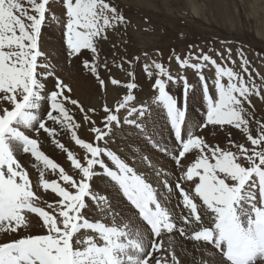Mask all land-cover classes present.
<instances>
[{
	"label": "snow or ice",
	"instance_id": "6c2138e0",
	"mask_svg": "<svg viewBox=\"0 0 264 264\" xmlns=\"http://www.w3.org/2000/svg\"><path fill=\"white\" fill-rule=\"evenodd\" d=\"M50 3L51 0H0V234L18 235L22 230L27 231L32 226V215L39 218L45 230L43 234H26L0 242V264H150L154 259L153 251H160L162 245L156 239L149 244L148 235L161 237L173 230L184 235L189 229L191 239L213 245L227 264H264V123L257 121L259 129L254 136L245 107V102L251 104V95H261L260 89L255 84L250 86L242 74L221 66L207 54L197 57L200 63H191L187 57H175L180 67L195 69L202 84L207 111L206 121L198 127L232 126L241 130L250 142V148L244 144L233 145L238 149L234 152L218 145L210 146L203 137L190 131L185 138L182 130L186 125V107L166 90L167 83L176 78L163 65L154 63L157 72L153 88L158 93L154 103L165 109L179 143L175 162L181 165L189 155L194 157L182 174V180L189 183L174 185L180 204L186 210L177 217L167 203L173 192V186L167 181L163 182L167 195L162 196L142 173L115 152L86 142L77 135L80 124L70 114L65 101L80 106L77 100L64 94L65 90L71 91L68 85L57 78L55 90L45 92L41 77L53 73L39 71L48 67L39 63L44 55L39 41ZM62 4L66 9L63 27L70 56L85 49L96 53V41L105 38L106 29L124 21L107 0H62ZM203 62L215 68V98L201 71L207 67ZM247 64L242 57L244 72H248ZM84 65L97 73L94 63L85 60ZM179 79L187 95L192 86L186 77ZM111 82L120 83L115 79ZM99 83L104 86L102 79ZM126 87L128 94L114 110L104 106L105 128L113 122L118 125L120 118L115 113L128 108L134 100L131 90L136 85L128 83ZM43 101L50 103V109L44 110L42 115ZM80 111H84L83 107ZM146 111V105L131 107L128 116L138 113L143 117ZM84 119L90 121L87 115ZM47 121L66 129L74 143L90 154L85 157L86 164L56 139L58 130L49 127ZM124 123L141 127L128 117H124ZM24 129L47 133L52 143L66 152L72 166L82 174L81 178L76 180L67 174L42 151L38 139L27 135ZM91 131L97 134L94 137L97 141L108 135L98 127H92ZM21 154L33 158L32 167L39 176L37 186L20 163ZM102 154L115 168L105 163ZM97 165L134 207L136 219L117 222L116 217L106 211L109 209L107 198L92 192L89 181L97 174L94 170ZM48 173L58 175V179H47ZM61 181L74 191L62 186ZM36 187L45 192L50 190L59 199L42 201ZM89 198L111 219L86 215ZM176 219L184 226L177 229ZM138 222L146 227L141 228ZM172 259L179 264L174 253ZM156 264L161 261L156 260Z\"/></svg>",
	"mask_w": 264,
	"mask_h": 264
},
{
	"label": "rangeland",
	"instance_id": "374dc122",
	"mask_svg": "<svg viewBox=\"0 0 264 264\" xmlns=\"http://www.w3.org/2000/svg\"><path fill=\"white\" fill-rule=\"evenodd\" d=\"M107 2L117 9V12L124 17V21L123 23L116 22L113 27L106 29L105 38L96 41V53L85 49L75 56L69 55L63 27L66 9L63 7L62 0H51L48 6L49 12L46 13V22L41 31L39 46L44 55L39 58V63L41 65L46 64L48 67H42L39 71L42 73H53V75L46 78L41 77L42 82L45 83V92L49 93L55 90L57 78L71 89L73 75L78 76L79 79L85 83L87 82L86 84L91 87H95L94 91L98 96L97 101L95 96L91 94L87 98L88 102L74 97L71 91L65 90L64 94L77 100L79 106L84 109L81 112L80 107L65 101L70 114L80 124V127L76 129L77 135L86 142L98 144L101 148H107L115 152L127 163L126 156L118 154L110 145V143L114 144L116 142L114 134L118 136L123 134L124 138H128L122 139V142H126L124 146L129 145V147L133 148L132 146L136 145L139 147L137 152L138 160L145 164V174L143 173V175L157 188L160 194L162 191H166L163 186L164 181H167L169 186H173L179 181L181 186L186 185L185 181L182 180V174L194 157L189 155L186 160L182 161L181 165H177L175 156L179 151V143L176 137L174 138V129L169 123L165 109L161 105L154 103V98L158 93L153 88L156 79L155 73L157 72L153 65L154 63H160L176 78L174 81L167 83L166 90L177 99L179 104H183L186 107V125L182 130L185 138L186 133L190 131L203 137L208 145L213 139L221 137L218 146L222 149L235 152L238 149L233 145L239 144H244L250 148L251 144L247 141L245 134L235 127L228 125L223 127L213 125L205 128L198 127V125L206 121L207 111L202 84L197 71L190 67H180L175 57L180 56L181 59L187 57L191 63H200L201 61L197 57L207 54L221 66L231 67L237 73L242 74L250 86L255 84L260 89L261 95H251L249 97L251 104L245 102V107L250 114L248 117L250 130L254 136L257 135L259 129L257 121L264 123V0H107ZM242 57L248 61L246 65L248 72H244ZM85 60L89 61L90 64L94 63L97 65V73H92L89 68L85 67ZM203 63L207 64V67L201 71L208 82L210 94L215 98L216 93L213 86L215 68L209 62ZM149 72L152 74L150 75ZM180 77H186L188 84L192 86L187 95H185L184 84L179 79ZM161 78L166 79V77ZM100 79L104 81L103 87L99 83ZM113 79L120 81V83L113 84L111 82ZM128 83L136 85L131 90L134 100L130 102L128 108L120 109L119 112L115 113L120 118L118 125L113 122L109 128H105L104 124L106 121L104 118L107 113L104 111V106L107 105L114 110L116 104L122 100L124 95L128 94L129 89L126 87ZM141 105L147 106V111L143 117L139 116L138 113L128 116V110L131 107H139ZM46 109H50V103L43 101L42 115ZM90 109L94 111H89ZM190 111L192 112L191 114ZM192 114L193 116H190ZM86 115L90 117V121L84 119ZM124 117L136 120L141 127H137L136 124L124 123ZM190 119L193 120L191 121ZM47 124L49 127L58 130L56 139L62 142L68 150H71L82 163L86 164L85 157L90 154L74 143L71 134L52 121H47ZM162 126L166 127V130H163L164 132L161 131L163 129ZM92 127H98L102 131L107 132L108 135L104 140H94L97 134L91 131ZM24 131L30 137L38 139L42 151L61 165L67 174L72 175L76 180L81 178L82 174L72 166L66 152L53 144L47 133L43 130L39 133L31 129H24ZM165 133L166 135L169 134L168 139L170 141H167L164 136ZM229 141H232L233 144H230ZM169 142H171L170 145ZM143 145L147 149L146 152L155 157H153L154 162L150 159L151 156H148L144 151ZM135 148L131 150L135 152ZM122 150L123 152L125 151L124 149ZM153 150L156 151L155 154H151V152H154ZM127 155L129 156L128 153ZM101 158L104 159L109 167L115 168V165L107 156L102 154ZM164 158L165 161L161 160ZM18 159L28 170L33 185L37 186L39 184V176L32 167L33 158L30 155L21 154ZM171 162L172 164H170ZM241 162L243 163L244 161ZM94 170L97 174L89 181L93 191L96 188L95 185L93 186V182L96 181L95 183H98L100 175L107 182L111 181L115 184L110 177L104 174L103 168L99 165L94 166ZM46 178L49 180L58 179V175L48 173ZM60 183L62 186L74 191L70 185L65 184L63 181ZM35 190L42 201L52 202L59 199L50 190L45 192L38 187ZM94 194L106 195V193L97 192H94ZM165 195H167V191ZM179 201V193L173 186L171 198L167 203L174 209V214L177 217L186 212ZM87 203L90 204L91 201L87 200ZM171 203L173 205H170ZM91 209L96 210V208L88 207L85 214L89 217H104L101 216L103 213L98 214ZM30 220L32 224L30 229L27 231L22 230L18 235L0 234V242H7L26 234H43L45 230L41 226L39 218L32 215ZM175 223L177 229L184 226L180 219H176ZM175 231L180 234L178 230ZM188 234L191 236V229L186 233V235ZM180 236L183 237L184 235L180 234ZM152 239H156L157 243L162 244L161 237L152 236L148 237L149 244ZM194 242L198 243V249L191 250L188 254V259L192 260V263L205 264V250L202 249L204 242L196 240ZM205 245L206 249H209L215 257L218 256L221 261L226 262L225 258L213 245L208 243H205ZM213 251L216 252L214 253ZM196 255L197 258L195 257ZM150 264H156V260L151 259Z\"/></svg>",
	"mask_w": 264,
	"mask_h": 264
},
{
	"label": "bare ground",
	"instance_id": "6f19581e",
	"mask_svg": "<svg viewBox=\"0 0 264 264\" xmlns=\"http://www.w3.org/2000/svg\"><path fill=\"white\" fill-rule=\"evenodd\" d=\"M254 1V0H253ZM257 1V0H256ZM258 5V4H257ZM261 6V5H260ZM260 8V7H259ZM257 16H259L257 14ZM264 19V18H263ZM261 33V32H260ZM46 34V33H45ZM51 37V36H50ZM60 40V39H59ZM46 42V41H45ZM54 43V42H53ZM52 45V44H51ZM61 48V47H60ZM49 51V50H48ZM53 54V53H52ZM75 59V58H74ZM77 61V60H76ZM42 69V68H41ZM70 75V74H69ZM72 76V75H71ZM70 77V76H69ZM73 78L71 79V93L73 94L74 97H77L85 102H88L87 98L92 94V96H95V100L97 101V93L94 91L95 90V87H91L89 84H86L85 82H83V80L79 79L78 76L76 77V75H73L72 76ZM196 96V95H195ZM94 100V101H95ZM194 100V99H193ZM92 101V102H94ZM91 102V101H90ZM198 103V102H197ZM203 103V102H202ZM206 106V105H205ZM74 108V107H73ZM165 111V110H164ZM206 111V110H205ZM166 112V111H165ZM192 112L190 111V114ZM190 116H193L190 115ZM156 117V116H155ZM189 117V116H188ZM190 118V117H189ZM192 118V117H191ZM160 119V118H159ZM162 120V119H161ZM191 121L193 119H190ZM166 121V120H165ZM187 122H189L187 120ZM153 123V122H152ZM170 123V122H169ZM157 124V123H156ZM164 124V122H163ZM167 124V123H166ZM170 125V124H169ZM154 126V125H153ZM158 126V125H157ZM156 126V127H157ZM163 127V126H162ZM166 127H163V130H166L165 129ZM185 128V127H184ZM115 130V129H114ZM118 130V129H117ZM130 130V129H129ZM168 130V129H167ZM160 131V132H161ZM173 131V130H172ZM164 132V131H163ZM167 133V132H166ZM166 133L164 134V136L167 138V141H170L168 139V135H166ZM170 133V132H168ZM183 133V131H182ZM171 134V133H170ZM172 135V134H171ZM163 136V137H164ZM164 137V139H165ZM114 138L116 140V142L113 144V143H110V145L113 147V149H115L114 151L118 152V154H122L124 156H126V161L129 165H131L134 169H136L138 172L140 173H144L145 174V164L141 161L138 160V155H137V152L139 150V147L136 146V145H133L132 147H136L135 148V152L131 149V147H129V145H126L124 146V144L126 142H122V139H128V138H124L123 134H121L120 136L114 134ZM130 138V137H129ZM170 138V136H169ZM175 138V136H174ZM163 139V140H164ZM171 139V138H170ZM219 140H221V137L218 139V138H215L212 140L211 143H209L211 146H215V145H218L219 144ZM167 143V142H166ZM171 142H169V145H170ZM128 144V143H127ZM144 147V151L146 152L147 149L146 147L143 145ZM124 149L125 153L123 152ZM149 150V149H148ZM154 151V150H153ZM156 151L154 152H151V154H155ZM127 153L129 154V156L127 155ZM131 153H134L131 155ZM148 154V156H151L149 155L148 152H146ZM157 155V154H156ZM158 156V155H157ZM154 157V156H153ZM151 156V160L152 162H154V158ZM151 160L149 161L150 164L152 163ZM161 160H164L165 161V158L164 159H161ZM159 160V161H161ZM168 160V159H167ZM170 161V160H169ZM147 163V162H146ZM163 163V161H162ZM167 163V162H166ZM160 164V163H159ZM172 164V162L170 163ZM162 165V164H160ZM167 165V164H166ZM152 166V165H151ZM159 167V166H158ZM156 167V168H158ZM161 168V167H160ZM153 169V168H152ZM155 169V168H154ZM159 169V168H158ZM161 170V169H160ZM158 171V170H157ZM165 172V171H164ZM167 174V173H166ZM169 175V174H168ZM166 176V175H165ZM99 179V182L98 183H95L93 182V186L95 185L96 188L94 190V192H97V193H106V195H104L106 198H107V201H108V204H109V209H107L106 211H110L112 216H115L116 219H117V222H122V221H127L129 220L130 218L131 219H136V210L134 209V207L129 203V201L126 199V197L123 196V194L121 193V191L119 190L118 186H116L114 183H112L111 181L110 182H107L105 180V178H103L102 175H100V178ZM148 179V178H147ZM171 180V179H170ZM176 181V180H175ZM178 181V180H177ZM184 181V180H183ZM114 182V181H113ZM180 182V181H179ZM171 183V182H169ZM186 184H188L189 182L185 181ZM36 184V183H35ZM174 186V185H173ZM106 187V188H105ZM108 188V190H107ZM166 193V191H162L161 195L164 196ZM180 202V201H179ZM170 205H173V203H171ZM169 206V205H168ZM170 207V206H169ZM101 216H104V217H101L105 220H110L111 219V216H106L104 214H102ZM35 223V222H34ZM138 225L141 227V228H144L146 227V225H142V224H139L138 222ZM41 228V227H40ZM8 235V234H7ZM147 235V233H146ZM150 235H148L149 237ZM190 234L186 235L184 234V236H180L179 233H177L175 230H173V232L171 233H163L161 235V239H162V247L160 249V251H153L154 253V259L155 260H160L161 261V264H164V261L166 260L167 261V264H175V261H173L172 259V254L174 253L177 260L179 261V264H196L195 263H192V260L190 261L188 259V254L189 252L192 250H196L198 249V243H195L194 242V239H191L190 237ZM169 246L171 247V251L169 250ZM206 245L205 243H203V250H205V255H204V260H206L205 264H225L227 262H223L220 260V258L215 257L211 251H209V249H206ZM151 249V248H150ZM212 249V248H210ZM201 250V249H200ZM199 250V251H200ZM202 251V250H201ZM209 252V253H208ZM214 252V251H213ZM216 252V251H215ZM214 252V253H215ZM199 253V252H198ZM209 255H208V254ZM218 253V252H217ZM191 254V253H190ZM195 254V253H194ZM200 254V253H199ZM203 255H200V256H203ZM208 255V256H207ZM199 256V255H198ZM197 258V255L195 256ZM192 258V256H191ZM199 258V257H198ZM202 259V257H201ZM203 260V259H202ZM203 260V261H204ZM198 261V260H197ZM199 262V261H198ZM199 264V263H197ZM204 264V263H203Z\"/></svg>",
	"mask_w": 264,
	"mask_h": 264
},
{
	"label": "crops",
	"instance_id": "0c3cea01",
	"mask_svg": "<svg viewBox=\"0 0 264 264\" xmlns=\"http://www.w3.org/2000/svg\"><path fill=\"white\" fill-rule=\"evenodd\" d=\"M91 190H92V192L94 193V191H93V188H91ZM88 200H90L91 201V203L90 204H88L89 205V207L91 208H96V210L95 209H91L92 211L94 210L96 213H101L100 212V209H99V207H97V205H96V202L95 201H92L90 198L88 199ZM95 203V204H94ZM91 217H93V216H91Z\"/></svg>",
	"mask_w": 264,
	"mask_h": 264
}]
</instances>
